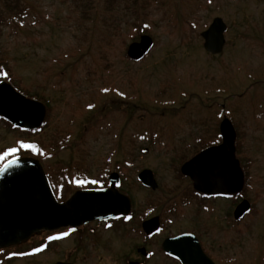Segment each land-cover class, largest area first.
Segmentation results:
<instances>
[{
  "label": "rangeland",
  "instance_id": "1",
  "mask_svg": "<svg viewBox=\"0 0 264 264\" xmlns=\"http://www.w3.org/2000/svg\"><path fill=\"white\" fill-rule=\"evenodd\" d=\"M145 1L150 6L136 17L126 7L100 15V0H93L95 9L88 11L72 0H23L33 8L29 18L22 26L2 29L0 62L8 65L19 91L45 99L49 121L40 133L1 121L0 163L17 153L29 155L24 144L40 147L48 167L70 166L94 178L120 167L134 217L96 232L116 233L105 243L117 254L100 248L97 236L85 237L82 247L76 236L50 243L47 231L0 253V264H125L140 239L120 233L140 234L139 221L149 207L163 216V233H199L220 264H264V80L249 78L264 74V0H199L189 10L197 11L199 3L202 9L189 16L194 19L189 24L183 20L189 0H169L159 7L162 2ZM215 18H222L228 30L224 51L212 56L201 34ZM137 22L146 26L145 33H139ZM105 25L115 32L108 33ZM143 35L155 45L134 63L127 50ZM233 111L243 116L237 140L251 213L236 224L237 202L217 201L210 204V214L193 207L180 212L179 207L166 215L167 203L169 209L192 191L181 176V159L193 156L197 140L217 138L216 125ZM144 169L155 174L157 191L137 183ZM45 245L47 251L33 253Z\"/></svg>",
  "mask_w": 264,
  "mask_h": 264
},
{
  "label": "water",
  "instance_id": "2",
  "mask_svg": "<svg viewBox=\"0 0 264 264\" xmlns=\"http://www.w3.org/2000/svg\"><path fill=\"white\" fill-rule=\"evenodd\" d=\"M227 30L222 18L213 20L201 34L207 53L212 56L222 54ZM153 47V39L143 35L139 42L129 46L127 56L133 62H140ZM0 118L21 130H39L45 124L47 107L19 93L11 84L1 82ZM220 132L222 143L202 151L187 162L182 167V174L192 180L198 193L210 197L236 196L242 193L246 181L236 156L237 132L228 118L221 123ZM111 177L109 189L79 191L66 202L60 203L38 160L21 157L8 161L0 169V249L26 243L43 232L66 228L75 231L95 221L107 222L128 217L132 208L131 200L116 189L118 175ZM139 180L154 190L158 188L150 170L143 171ZM250 211V202L244 200L237 207L234 217L240 220ZM143 228L146 233H156L160 228L159 218L144 223ZM191 239L195 240L191 236H180L168 240L164 246L169 254L179 257L183 264L210 263L202 255L187 258L188 252L178 249L177 246H182L183 242L188 244Z\"/></svg>",
  "mask_w": 264,
  "mask_h": 264
},
{
  "label": "flooded vegetation",
  "instance_id": "3",
  "mask_svg": "<svg viewBox=\"0 0 264 264\" xmlns=\"http://www.w3.org/2000/svg\"><path fill=\"white\" fill-rule=\"evenodd\" d=\"M221 124V123H220ZM219 132H220V125H219ZM220 138H221V142H222V135L221 133L219 134ZM209 137V136H208ZM208 137H205L206 139ZM216 138V137H215ZM214 138V139H215ZM203 142V144H202ZM212 141H209L207 143H205V141L203 139L201 140H197L196 141V152L193 154V156L191 157H187L186 155H184V158L181 159V166H180V173L181 176L183 178L184 181H188V183L191 184V188L192 191H190L189 193V197L184 200L183 198H181V200H177L175 203H172L170 208L168 209V203H167V210H166V215L168 214V211L170 212H174L177 208L180 207V212H181V208L183 209H190L191 207L196 208L201 210L203 213H209L212 212V210L210 209V204L215 203L217 201H235L237 202V204L235 205V209L233 211V219L236 224L241 223V221L244 220V218L240 219V220H236L234 217V213L237 209V207L239 206L240 202H243L244 200H246L245 197V191L246 188L243 190L242 193L238 194L236 197H232V196H214V197H210L207 195H204L202 193H198L195 189H194V183H192V180L183 175L182 174V167L184 166V164H186L187 162H189L190 160H192L194 157H196L198 154H200L202 151L217 146L219 144H214L212 145ZM148 152V150H144V153L146 154ZM42 157V158H41ZM41 157L39 156V160L43 162L44 157H45V153L43 152V154L41 155ZM239 160V159H238ZM241 166L242 168L243 166V161L240 160ZM43 169L45 171V174L47 176V180L49 181V184L53 190V193L56 197V200H58V202L63 203L66 202V200H68L70 197H72L76 192L79 191H86L87 190H107L110 188L111 186V176L114 174L118 175L119 178V182L118 185L116 187V189L119 191V193L127 196V193L123 191V186L125 184V179L123 178V173L121 172L120 167H115L113 171H107L105 170L102 175H100L98 178H94L93 176H89L87 172H77V171H72V168H70V166H45L43 165ZM145 170H149V169H144L142 171H140L136 177V181L137 183L145 190L151 191V192H155L158 190L157 189H152L148 186H145L140 180H139V176L140 174L145 171ZM151 171V170H150ZM154 178L156 180L155 174L153 173ZM157 182V180H156ZM128 197V196H127ZM130 199V198H129ZM131 200V199H130ZM132 204V209H131V213L127 218H121V219H117V220H111L108 222H92L86 226H82L80 228H78V230L75 231H71L69 230L70 228H66V229H61L59 231H55V232H50V238L48 239V241L50 243H57V242H62L65 241L67 239H69L70 237L76 236L77 239L81 238L80 243L82 247L85 237H89L90 236H97V238L100 240V248H102V246L104 245V249L108 250V252H111L112 254H117L116 252H114L113 250V246L106 244L105 241L107 240L109 243V237H111L112 234H116V233H96L99 232V230L101 229V227L105 226L106 228H109L112 223H117L120 221H123L124 223L129 222L132 220V217H134V208H133V203L131 201ZM171 209V210H170ZM154 209L153 207H149L148 208V212L147 214L141 219V221H139V230H140V234L139 233H120L123 234V237L126 236H134L137 235L140 239V242L138 243V246L135 247V249L133 250V254L134 257L132 258H128L125 260V264H150L152 261L154 260H158L159 264H183L182 260L179 257H175L171 254H169L166 249H165V244L168 242V240L170 239H175L178 238L180 236H191L193 237L195 240L191 239L188 244L183 242L181 245L182 246H177L178 249L182 252H188V254H186L187 258H192L194 255H202L203 257H205L207 260L210 261V263L208 264H220L216 261L215 258H212V256L210 255V253L208 252L207 248L205 247V244H203V238L199 233H195L194 231H185L177 234H167V233H163L164 230V220H163V216H158V215H154ZM154 218H159V224H160V228L156 233H146L144 231L143 225L144 223L154 219ZM227 226L230 227L231 226V220L228 221L226 220ZM229 223V224H228ZM98 228V229H95ZM85 229H89L90 233H84L86 232ZM107 235V237H106ZM104 236V237H103ZM48 246H40L35 248L34 252L36 255L37 254H42L44 253V251L48 250ZM102 248V249H103ZM8 250V249H7ZM6 250H0V253L5 252ZM202 252V254H201ZM204 254V255H203ZM228 260V259H227ZM264 262V261H263ZM57 263H63V264H74L71 261H56L53 264H57ZM228 263V262H225Z\"/></svg>",
  "mask_w": 264,
  "mask_h": 264
},
{
  "label": "trees",
  "instance_id": "4",
  "mask_svg": "<svg viewBox=\"0 0 264 264\" xmlns=\"http://www.w3.org/2000/svg\"><path fill=\"white\" fill-rule=\"evenodd\" d=\"M23 0H0V38L2 35V29L3 28H7V27H11V26H22L24 23V20L29 18L30 13L32 12V9L30 6H28V3L26 2H22ZM74 2V4H77V6L79 8L85 7L87 8H91V9H95L94 7H91L93 0H72ZM143 1V2H141ZM158 2H162V4H157L156 6H164L167 2H169V0H156ZM199 0H189L187 2L186 7V11L188 10L187 15L183 18V20L189 24L191 23V20H194L193 18L189 19V16H191L192 14L196 13L197 11H199L200 9H202V5L199 3L197 4V11H195L193 13V11H190V7H194V4L196 2H198ZM83 2L87 3V6L83 5ZM132 2V6H130V3ZM148 6H150L149 2L145 1V0H100V15L101 12H106L107 14H111L113 15L114 13H118V11L120 10V8H127L131 11V13H134V15L136 17L140 16L141 12H145L148 9ZM84 13L86 14V9H83ZM180 12H182L181 10H179ZM195 15V14H194ZM139 22H137V25H135V27L139 30V33H145V30H147L146 26L144 24H142V27H138L140 26V24L138 25ZM144 25V26H143ZM107 28V32H115V29L112 31V27H107V25H105ZM2 54V50L0 47V55ZM250 79H252L255 83L258 82H263L264 80V74L261 75L260 77L256 78V77H249ZM3 80H7L11 83H14V81L11 79V71L10 69H8V65L4 62H0V81ZM220 94V90H212V92ZM210 92V90H209ZM241 96V95H240ZM242 97V96H241ZM39 99V98H38ZM40 101L45 103V99L40 98ZM160 101L157 100L155 103L156 105L160 104ZM262 104H264V100H262ZM204 105H207L206 103H204ZM167 106H169V103L167 104ZM219 109V111L221 110L222 114H226L225 110L219 106L217 107ZM216 108V109H217ZM91 110H93V107H91ZM210 112H214V114H219L214 107H210L209 108ZM239 111V110H238ZM238 111H233L232 115L230 116V119L235 128L237 133L239 134V127H241L242 122H243V116L238 113ZM48 121L49 119H47L46 125L45 127L48 125ZM217 129H219V124L216 125ZM221 138L219 136V134L217 133V138H215L212 142V145L214 144H219L221 141ZM237 154L238 157L240 158V153H241V143H239V141L237 140ZM34 149H37L36 146H34ZM36 150H30V155H34ZM41 153H38V156H40ZM241 159V158H240ZM239 159V160H240Z\"/></svg>",
  "mask_w": 264,
  "mask_h": 264
},
{
  "label": "snow or ice",
  "instance_id": "5",
  "mask_svg": "<svg viewBox=\"0 0 264 264\" xmlns=\"http://www.w3.org/2000/svg\"><path fill=\"white\" fill-rule=\"evenodd\" d=\"M21 147H22V148H30V149H32V150H35V149H34V146H32V145H24V144H22ZM15 151H16L15 149H12V152H15Z\"/></svg>",
  "mask_w": 264,
  "mask_h": 264
}]
</instances>
